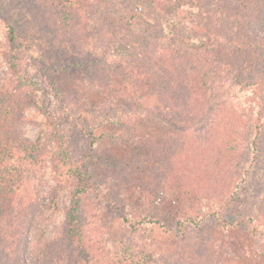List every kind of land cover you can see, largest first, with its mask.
Returning <instances> with one entry per match:
<instances>
[{
    "label": "rangeland",
    "instance_id": "obj_1",
    "mask_svg": "<svg viewBox=\"0 0 264 264\" xmlns=\"http://www.w3.org/2000/svg\"><path fill=\"white\" fill-rule=\"evenodd\" d=\"M89 1L76 26L60 30L48 0H0V92L21 101L20 134L36 143L46 159L45 194L57 188V211L49 212L51 221L44 224L47 238L61 232L74 199L75 182L56 181L51 161L60 147H66L77 163L91 161L100 185L88 194L80 213L90 222L92 239L99 240V264H127L132 252L149 255L148 264H207L200 249L207 240L225 248L214 251L215 264H241L246 260L231 244V235L222 234L213 219L181 227L174 216L156 213L154 202L160 200L163 188L155 187L153 170L162 169L166 184L188 186L201 181L219 200L249 184L244 205L250 210L258 205L264 227V120L258 139L250 122L247 126L239 122V128L233 124L219 138L231 154L236 147L242 149L239 163L244 168L256 160V137L259 159L252 179L242 172L229 175L227 168L218 178L214 153L196 140L197 130L216 116L241 111L254 120L257 109H264V85L261 92L252 86L264 76V67L257 61L255 69L244 44L237 47L230 42L259 41L252 30L264 28V4L254 25L245 22L249 18L242 19L246 10L236 7L235 0H197L174 9L168 0H161L165 5L159 8L157 0ZM123 7L130 12L123 13ZM10 24L17 38L13 45ZM222 61L229 63L228 72L218 66ZM190 71L189 79L184 74ZM129 74L131 81L126 79ZM176 102L179 106L174 110ZM185 104L188 112L182 108ZM37 105L46 107L53 118ZM143 138L150 139L155 154L150 161L156 163L141 173ZM161 151L169 157H159ZM113 202L135 224L149 214L161 216L164 225L140 223L136 229L128 228ZM8 227L0 264H34L44 244L36 240L35 230H24L14 221ZM28 238L33 242L29 244ZM190 244L199 253L192 258L184 251ZM74 249L55 240L45 254L51 264H87Z\"/></svg>",
    "mask_w": 264,
    "mask_h": 264
},
{
    "label": "trees",
    "instance_id": "obj_2",
    "mask_svg": "<svg viewBox=\"0 0 264 264\" xmlns=\"http://www.w3.org/2000/svg\"><path fill=\"white\" fill-rule=\"evenodd\" d=\"M48 1L54 8L52 10L53 18L60 30H67L69 26L73 29L79 19L77 16L85 13L84 5L90 2L89 0ZM96 1L98 2V0ZM168 1H170V8L174 9L185 5H194L197 0ZM231 1L233 2V0ZM234 3L236 7L246 10L245 12L243 11L244 14L241 13L243 15L242 19L249 18L248 20L246 19L247 21L245 22H251L254 25L259 23V21H257L258 14L263 10L260 7L264 4V0H235ZM164 5L165 3L161 2V0H157L155 4L157 8ZM99 10H102L100 5ZM121 11L123 13L130 12L128 9H125V7H123ZM73 19H75V22L71 24L70 21ZM263 30L264 28L260 30L255 28L252 30V34L257 36L259 41H253L249 38V41L247 40L246 43L236 39L235 41H230L232 45L236 42L238 45L237 47L244 44V48L247 49V53L250 54L249 56H251L252 61H254L255 69L259 67L256 66L257 61L264 67ZM15 32L14 26L10 24L9 40L12 45L17 43ZM218 43L219 42H216V44ZM13 64L16 65V61H14ZM218 66L221 68L223 67L224 73L231 69L229 63H225L224 61ZM130 68L135 67L131 66ZM190 75L191 71L184 74V76L189 79ZM127 76L129 77L126 79L131 81L133 75L129 74ZM263 85L264 76L260 78L259 81H255L252 84L254 90H259L260 92L263 91ZM176 104L177 105L173 107L174 110L179 106L177 102ZM39 108L49 119L53 118L46 107L39 106ZM182 108H186L184 112H188L187 110L190 107L188 104H185ZM256 113L257 116L252 120L251 116L248 117L244 112H229L224 115L216 116L214 120H210L207 124L205 123V126L200 131L197 130L198 139L196 140L203 147L207 148V152L214 153L215 159H212L218 178L224 177L226 168L228 174L232 176L242 172L241 176H248L249 179H252L255 177L254 175L257 174L259 149L256 137L253 142V158L256 160L251 161L244 168H242L239 163L241 155L239 151H242V149L236 147V153L233 152L231 154V150L227 149L228 146L225 148L224 145H220L219 140L222 135L230 130L233 124L234 128L238 127L237 125L239 122H243L246 126L249 125L250 122L251 126H253V131L257 133L258 139L260 137V130H262L263 126L264 109L258 108ZM23 115L24 110L21 108V101L15 98L10 100L0 92V249L2 246L1 243L6 240L5 236L7 237L9 235L8 231H11L8 226L14 221L18 222L24 230L27 229L29 232L35 230L36 240L41 244L44 243L40 247L41 255L38 256L34 264H51L50 256L45 253L47 252V248L55 243V240H57V242L63 241L72 244V248H76L80 251L81 256L87 264H99L97 259V245L99 240L98 238L92 239V235L88 232L92 230L90 222L80 214L88 194L100 189L99 183L96 184L95 181V173H93L94 169L92 168V163H90L91 161L85 158L83 161L77 163L73 153L66 147H60L57 153L51 157L55 170V180L59 183L74 181L76 189L74 191L72 205L67 213L66 223L62 227L61 232L54 239L47 238L46 228L52 217L49 212L52 210L57 211L58 208V205L54 201L57 195V188L45 194L43 185L45 184L44 176L47 167L46 159L41 154L36 143L20 134L18 127ZM58 136V138H61L59 133ZM151 146L149 138L141 139V157L143 156L141 159L143 166L141 167V173L143 171L149 172L155 166L154 163H156V160L152 159V164L150 161L151 155L152 158H155ZM156 149H159V145L156 146ZM156 152L158 154V151ZM164 154L163 152L160 153L159 157H169V154ZM229 162L230 164H228ZM242 164L245 163L242 162ZM251 170L252 172H250ZM153 171V173H155V187L163 188L160 200L154 202L157 214L161 215V213H163L168 216H174L181 227H184L187 223L199 225L205 219L211 218L218 227L222 228V234H230L233 236H230V238H232L231 244L239 249L240 258L243 256L246 260L241 262V264H264V239H262L264 238V227L259 222L260 216L256 210L258 205L252 206V208H254L253 210H250V208L244 205L245 189L249 184L237 187L231 191L227 197L226 194H223V197L219 200L216 195H212V189L204 187L201 181L188 186L182 184L175 186L174 184H166V182L161 180L163 177L160 175L164 174L162 173V169L157 167L156 170L154 169ZM248 182L251 183L252 180ZM113 205H115L114 210L127 223L128 228L136 229L140 223L164 225L161 216L155 215L153 217L152 215L149 216V214L142 215L143 218L141 221L135 224L127 211L115 202H113ZM9 222L11 223L6 225ZM46 222L47 225L44 227ZM28 240H30L28 242L29 244L33 242L29 238ZM227 243L228 246H230L229 241H227ZM65 245L66 244H64V246ZM183 245L184 244H182L180 248ZM237 248L236 251L238 250ZM200 249H202L201 259L205 256V262L207 264H215L212 261L215 250H225L224 247H217V245L211 243L210 240L202 242ZM196 250L197 249L190 244L184 251H187L192 258V256H197L199 254L195 252ZM124 252L127 254L129 253L128 246H125ZM182 258L183 257L180 259L182 260ZM176 260H178V257H176ZM149 261V255L142 254L141 256L140 254L136 256V254L132 252L127 264H148ZM24 264H30V262L26 261Z\"/></svg>",
    "mask_w": 264,
    "mask_h": 264
}]
</instances>
